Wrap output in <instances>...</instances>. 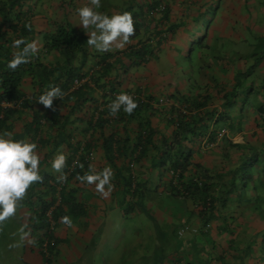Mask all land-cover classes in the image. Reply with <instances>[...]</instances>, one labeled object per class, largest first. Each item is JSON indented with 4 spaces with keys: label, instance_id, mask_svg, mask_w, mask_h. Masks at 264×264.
<instances>
[{
    "label": "trees",
    "instance_id": "1",
    "mask_svg": "<svg viewBox=\"0 0 264 264\" xmlns=\"http://www.w3.org/2000/svg\"><path fill=\"white\" fill-rule=\"evenodd\" d=\"M119 1V7H102L100 11L108 15L132 13L135 36L124 48H118L120 50L100 53L90 50L87 30L80 26L76 14V10L83 3L89 5L90 0H0V102L22 100L20 87L27 77L34 83L37 80L42 90L56 86L50 81L52 76L54 83L61 80L58 87L63 93L71 90L75 80L89 77L92 83L105 81V88L111 94L134 93L139 107L132 115L121 110L117 116H110L107 106L115 99L110 97L102 104L103 109L97 104L89 126L93 132L105 127L110 131H124V138L116 132L102 138L104 156L115 166V188L120 196L121 211L128 216L130 212L137 213L145 209L143 204L147 199L153 200L165 193L169 198L184 202V206H190L187 211L195 217L192 226L188 224L178 231L180 237L185 232L192 234L182 244L184 249L200 248L199 253L190 252L186 256L200 257L205 252V244L212 250L205 258L230 260L227 248L219 243L221 238L229 241L225 245L228 247L240 239L251 256L250 250L256 245L264 247V228L257 226L258 222L264 226V132L245 136V143H236L231 137L243 134L252 118L256 127L264 125V74L261 73L264 36L255 35L250 43L241 38L238 42L241 48L236 47L237 43H227L231 51L228 57L221 50H225L226 43L218 48L221 41L217 36L227 12L224 0H203L202 4L200 0H152L148 6L139 7L136 0ZM106 2L102 0L103 5ZM158 8L162 10L152 15L151 10ZM155 19L159 20L156 31H152L147 26L149 20ZM143 34H148V39L143 40ZM21 38L36 41L38 52L28 63L12 71L7 68L14 51L12 42ZM175 42L178 43L176 47L173 46ZM156 45L158 48L170 45L176 49L177 60L166 68L171 74L175 73L171 82L177 86L188 83V90L178 88L169 95L156 97L144 81L142 85L145 86H130V77L127 86L116 87L114 82L120 78L117 74L120 68L131 72L132 68L136 71L143 63H150V59H155ZM47 58H53L50 65L43 63ZM89 61L90 70L96 67L99 70L83 73ZM174 66L177 71L172 73ZM143 87L145 89H141ZM92 90L86 84L71 91L68 98L80 101ZM160 99H168L170 105L160 106ZM133 123L135 127L131 128ZM224 131H228L230 137L221 138ZM249 139L258 144L250 143ZM218 141L222 143L216 147L228 164L223 172L205 165L206 156L214 149H207V146ZM91 148V145L86 147L85 153L80 146L73 148L75 152L63 169L67 181L54 178L55 186L47 187L46 194H57L59 203L56 197L50 201L40 200L35 214L42 220L40 228L49 231L42 241L48 253L57 247L50 218L56 228L61 217L76 219L77 213H81L82 204L77 201L78 195L83 193L82 186L73 187L72 184L81 185L77 177L89 172L90 167L94 169L96 157L87 159ZM80 151L83 154H79ZM250 226L254 233L247 234ZM166 244L163 242L161 246ZM175 252L173 248L168 252L172 260L177 259L178 263L184 260ZM161 254L155 257L160 260ZM248 254L245 258L249 264H264V259L260 262ZM243 255L239 253L231 258L237 260ZM50 262L51 254L47 259V263Z\"/></svg>",
    "mask_w": 264,
    "mask_h": 264
},
{
    "label": "crops",
    "instance_id": "2",
    "mask_svg": "<svg viewBox=\"0 0 264 264\" xmlns=\"http://www.w3.org/2000/svg\"><path fill=\"white\" fill-rule=\"evenodd\" d=\"M151 1L152 0H136L138 7L139 5L148 6ZM223 5L227 8V12L225 15L224 26L220 30L221 32L217 34V36L220 37L219 40L221 41V43L218 44V48H220L225 42V50L220 49L227 53L226 55L229 57L231 51L227 47V43H237L236 47L241 48L238 46V42L241 41V38H245V40L250 43V41L254 40L255 35L261 37L264 36V0H224ZM115 8H117V6L114 7V9ZM173 10L175 14H178L177 8L173 7ZM158 17L160 16H157V18ZM158 20L159 19H155L154 21L149 20L147 28L152 29V31H156ZM147 37L148 34L147 36L145 34L142 35L143 40L148 39ZM154 49L155 59H150V63L146 65L143 63L140 68H136V71L132 68L131 72H129L127 69L123 70L121 67L120 71L117 72L120 78L118 81L114 82L115 86H127L126 83H128V77H130V86H133L134 84H136L137 87H140L139 85L145 86L142 85L144 84V81L146 84L148 83V85H150L149 87L147 85L146 86L148 87L150 93L156 95V97L163 96L164 94L169 95L179 89L186 92L189 86L188 83H185V85L179 83L177 86L174 82H171L173 75L175 74L173 72L177 67L174 66L172 68L173 74L170 73L171 70L167 69L177 60V53L175 52L176 49L170 45L164 47L162 45L159 48L156 45ZM52 62L53 58H47L43 61L46 65H50L49 63ZM262 65V67H264V63ZM88 69L85 68L83 73L87 72ZM261 73L264 74V68ZM126 78L127 80L125 81ZM53 80L52 76L50 81H52L56 86L61 83V80L60 82L57 81V83H54ZM120 80H124L125 82L123 81V83H121L119 82ZM36 81L37 80H35L34 83L31 77H27L22 81L20 91L23 94V104L20 108L6 110L0 105V119L4 120L3 122L0 121V133L11 132L13 133L12 138L15 140L26 139L29 142H35L38 145L37 152L41 157L40 175L43 177V180L32 185L35 187V190H31L29 194L31 195V199H27L31 202L28 207L31 214H35L34 212L38 209L42 198L46 201H50L53 197L58 199L57 194L54 196V192L46 194L48 191L47 187L55 186V179L60 175V173L54 172L51 168V162L55 155L62 152L67 157V162L75 152L73 148H79V146L83 147L85 144H87L86 147H90V144L88 143L90 137L93 138V148L95 149L96 157L94 170L99 172L102 171L104 167L111 166L114 173L112 183L115 185L117 182L115 178V166L110 165L104 156L102 138H104V136H109L112 132L121 134L123 138L125 137L124 131L122 130H119L118 132L116 130L110 131L108 127H105V129H96L95 132H93L89 128L92 123V115L95 110H97V104L102 107L104 102L111 99L108 96L109 89L105 88V81L98 84L96 82L92 83L90 80L88 84L93 89L92 93L84 96L82 99H79L80 101L68 98L71 90L64 93L61 100L56 99L53 101L52 108H45L43 105L35 102L40 96L41 91H46V89H40ZM49 82H47V84ZM62 82H64V79ZM141 89H145V87ZM130 127L134 128V123L133 126L130 124ZM163 133L168 134L167 131H164ZM245 134L246 132L236 135H241L242 139H244L243 136ZM236 135H234V137L232 136L231 139L236 138ZM207 160L208 158L205 161V165L209 167ZM118 165H120V162H118ZM72 186H82L83 193L81 196L80 194L78 195L79 200L77 201L82 204V207L80 208L81 213H77L79 216L76 219L73 216L70 217L73 222L72 227H68L60 223L54 229L57 247L54 250L55 252H53V255L51 254V262L49 264H79L82 259L86 257L89 260H93L95 255H93L91 251L95 249V247L91 248L92 243L98 241L99 239V244L103 239H107V241L110 242L115 241L116 233L113 232L111 234V232H107L105 228L109 224L111 229L121 226L118 237L125 238L127 235L122 229V225L125 226L131 220L133 225L129 227V231H141L136 239V249H139V243L141 240L146 239L150 242V244H152L155 240L160 239L161 233L159 232V227L154 224L158 221V218L151 215L146 216L144 212H140L137 216L138 220L136 222V212H130L129 216L123 213L120 208V196L117 194L116 188H114L110 196L102 198L95 191L94 185H85L83 183L78 185V183H73ZM161 195L163 196L167 194L162 193ZM33 196H35L34 199H32ZM147 200L150 201V206H153V209H156L157 204L152 202L150 199ZM57 203H59V199ZM183 208L190 210L191 207L186 205L183 206ZM168 214L170 213L163 214V216L166 217ZM136 223L138 224L137 229ZM42 225V223L34 224V227L39 229L36 230L38 235H43L45 232V229L40 228ZM144 233H146V235ZM148 235H150L151 239ZM143 236L144 238H142ZM123 238L122 242L124 240ZM222 240L224 242H220V239L219 243H224L222 244L224 246L228 245L227 243H229V241L226 239ZM236 244L239 253L244 255L240 257V259L238 258L239 260H227L223 262V264H249V262H246L247 259L245 258L249 253H247L248 250H246L247 246L243 245V241L240 239L237 240ZM129 245L130 243L128 244V247ZM152 245L155 246L156 244ZM242 245L244 246L243 250ZM164 246L168 248L172 245L167 243ZM257 246L259 248V245H256V247L250 250V253H254V250L258 249ZM210 252H212V250L208 247L207 253ZM239 253H237L236 256ZM260 253L261 257L264 258L262 251ZM172 257L173 256L171 255L169 262L164 264H187L189 262L192 264H211L209 263L211 260L215 264H220L214 258H210V261L207 262V258H205L203 253L200 257L191 254L190 256H187L188 260H182L179 263L177 262V259L172 260ZM95 259L97 260V258ZM153 261L156 264H159V260L157 258ZM89 264H93V261ZM250 264H252V262Z\"/></svg>",
    "mask_w": 264,
    "mask_h": 264
},
{
    "label": "clouds",
    "instance_id": "3",
    "mask_svg": "<svg viewBox=\"0 0 264 264\" xmlns=\"http://www.w3.org/2000/svg\"><path fill=\"white\" fill-rule=\"evenodd\" d=\"M118 3H120L119 0L115 1L113 3L115 5L113 6L119 7L120 4ZM102 7V0H90L88 6L76 10L80 26L87 30V45L100 53L112 51L113 45H115L116 48H124V46L130 42V38L134 37L136 33L132 13L125 11L120 14L108 15L106 12L100 11ZM151 12L154 11L151 10ZM155 14L156 13L153 15ZM160 15L161 13L157 16ZM12 48L14 49L12 59L7 63V68L12 71H15L20 65L28 63L30 58L38 52L36 41L28 42L23 38L14 40L12 42ZM97 70H99V67L91 69L90 71L94 73ZM82 78L87 79V82L83 85L90 82L89 77ZM79 88L74 87L71 91L78 90ZM133 94L134 93L130 92L111 94L108 92L109 97L115 98L107 106L109 115L115 117L121 110H123L125 114L132 115L134 110L139 107L138 102L133 98ZM63 96L64 93L58 86H50L35 102L43 105L45 108H52L53 101L56 99L61 100ZM4 101L8 103H18V106L6 108L2 105ZM22 104L23 99L20 101L9 102L3 100L0 102V105L6 110L20 108ZM103 108L104 107H101V109ZM12 137L13 133L11 132L0 133V225H3L4 222L16 216L17 209L21 201L25 198L29 188L34 183L43 180V177L40 175L41 157L37 152L38 145L26 139L15 140ZM88 143H90L92 148L87 159L91 154H93L94 159L95 153H93L92 137L89 138ZM86 145L87 144L82 147L84 153ZM79 154H83V152L80 151ZM66 160L67 157L60 152L55 155L51 162L52 170L56 173H60L58 177L60 182L67 181V174L63 171L66 166ZM113 178L114 173L111 166H106L99 172L90 167L89 172L85 173L83 176L77 177V179L85 185H94L95 191L102 198H107L114 190L115 185L112 183ZM50 220L51 228L54 232L55 223L51 218ZM61 223L68 227H72L73 224L71 218L68 216L61 217ZM25 227L26 225L19 229L21 242L29 235L28 232H25ZM29 243H35V241H29Z\"/></svg>",
    "mask_w": 264,
    "mask_h": 264
},
{
    "label": "rangeland",
    "instance_id": "4",
    "mask_svg": "<svg viewBox=\"0 0 264 264\" xmlns=\"http://www.w3.org/2000/svg\"><path fill=\"white\" fill-rule=\"evenodd\" d=\"M200 4L204 3L203 0H200ZM113 4L110 0H107V2L103 5V7H108L113 9ZM88 6L87 4L83 3L82 7ZM197 40V39H196ZM178 43L175 42L173 44L174 47H176ZM189 49H192L191 46ZM90 50L93 52L94 48H90ZM120 50L113 45L112 51ZM195 55V53H194ZM193 55V56H194ZM185 61V60H184ZM194 62H196L195 59H193ZM87 69L90 68L91 61L88 62ZM191 64V63H190ZM91 65V66H90ZM90 71V69H88ZM124 80H120L119 82L123 83ZM126 81V79H125ZM124 81V82H125ZM75 87L74 82L71 89ZM253 120H250L248 124V129L245 131L246 134L243 136V138L247 135H250L254 132H264V125L260 122L262 126H258ZM260 127V128H259ZM258 128V129H257ZM227 135L230 137V133L227 131ZM250 143L258 144L251 139ZM234 141L237 142H243L245 143L246 137L242 139V136L236 135V138H234ZM221 141H218L215 146L212 149V152L209 153L207 156L208 158V165L212 167L213 169L216 168L218 171H226L228 164H225V160L223 159L222 153L218 150L216 145L220 147ZM31 190H35V187L31 186L23 199L21 201L18 209L17 214L15 217L10 218L8 221L4 222L3 225H0V264H48L47 259L48 255L52 254L53 249L49 251H45V248L42 246V241L45 239V235L48 231V229L43 233V235H38V232L36 230H39L38 228L34 227V224L41 223V219L39 217H36V214H31L30 209L28 208L30 205V201L27 199H31L30 192ZM262 192V191H261ZM264 196V193H263ZM35 196H33L32 199H34ZM152 202L156 203V209H153V206H150V201L147 200L144 202V210L142 208L141 211L144 212V214L154 216L155 218H158V221L154 223L155 225H158L159 232L161 233L160 239L155 240L152 244H156L155 246L150 244V242L146 239L141 240L139 243V249H136V239L138 237V234L141 233V231L138 232H131L129 231V227L133 225L131 223V220L125 225H122V229L126 232V237H118V234L121 230V226H118L117 228L111 229L110 224L107 225L105 228L107 232H113L116 233L115 235V241H107V239H103L100 242V239L94 243L91 244V248H94L91 253L95 255V258L93 260H89L87 257L82 259L81 263L79 264H89L93 261V264H120V261H122V264H156L153 260L157 257L156 254L160 255L159 264H164L166 262H169L170 256L169 253L171 248L176 249V254L180 255L181 257H184V260H188L186 253H199L200 248L196 249H184L183 245L185 240L190 238L192 236L191 233H184L183 237H180L178 235V231L181 227H185L186 225L192 226L195 222V217H191V214L189 211L183 208L182 201H178L174 198H169L167 195H159L158 197L154 198ZM38 211V209L36 210ZM36 211L34 213H36ZM141 211H138L136 213V222L138 220L137 216L140 214ZM170 213L166 217L163 216V214ZM135 220V219H133ZM25 232H28V237L21 242L20 241V233L19 229L22 226H25ZM258 228H264L262 226V223L258 222ZM138 227V224L136 223V229ZM104 228V229H105ZM52 232V230H50ZM246 231L249 233H254V229L250 226ZM146 235V233H144ZM150 238V235H148ZM122 238L124 239L122 242ZM144 238V236L142 237ZM151 239V238H150ZM221 238L220 242H224ZM41 240V242H40ZM29 241H35V243H29ZM47 241V240H46ZM40 242V243H39ZM166 242L170 243L172 246L167 248L164 245L161 246V243ZM130 243L129 247L128 244ZM135 243V245H134ZM19 245V246H13V245ZM99 244V245H98ZM224 244V243H222ZM134 245V246H133ZM45 246V245H44ZM98 246V247H97ZM256 247V246H255ZM224 248H227L228 255L234 256L237 253H239L237 249V244H232V247L224 246ZM258 248V246H257ZM203 249V248H202ZM209 249H211L209 247ZM244 249V246L242 245V250ZM103 250V251H101ZM204 250L205 252L203 255L205 257L208 256V247L204 244ZM264 250V247H259L258 249L254 250V253H251L252 255L249 256L252 258H257L258 261H263L264 258L261 257V251ZM46 253V255L44 254ZM242 252V251H241ZM260 253V254H259ZM53 259V258H52ZM248 259V258H247ZM232 261H236L233 258H230ZM210 261V258L207 259V262ZM220 264H223L224 261H217ZM248 262V260L246 261ZM211 264H215L212 260L209 262ZM237 263V262H236Z\"/></svg>",
    "mask_w": 264,
    "mask_h": 264
},
{
    "label": "built area",
    "instance_id": "5",
    "mask_svg": "<svg viewBox=\"0 0 264 264\" xmlns=\"http://www.w3.org/2000/svg\"><path fill=\"white\" fill-rule=\"evenodd\" d=\"M164 8V7H163ZM162 9H160V8H158V9H156L154 12H152V15L154 14V13H157V12H159V11H161ZM87 82V79L86 78H81V79H79V80H76L75 81V83H74V85H75V87H77V88H79V87H81L83 84H85ZM2 105L4 106V107H17L18 106V103H8V102H3L2 103ZM159 105L160 106H163V105H170V101L168 100V99H160L159 100ZM225 135H227V131H224L221 135H220V137L222 138L223 136H225ZM215 145H208L207 146V149H210V148H213ZM93 159V154H91L90 155V157L88 158V160H92Z\"/></svg>",
    "mask_w": 264,
    "mask_h": 264
}]
</instances>
